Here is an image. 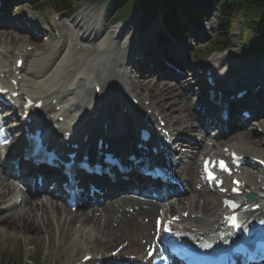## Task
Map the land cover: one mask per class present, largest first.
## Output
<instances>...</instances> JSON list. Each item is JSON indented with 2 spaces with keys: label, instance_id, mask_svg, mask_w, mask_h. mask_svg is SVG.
Listing matches in <instances>:
<instances>
[{
  "label": "bare ground",
  "instance_id": "6f19581e",
  "mask_svg": "<svg viewBox=\"0 0 264 264\" xmlns=\"http://www.w3.org/2000/svg\"><path fill=\"white\" fill-rule=\"evenodd\" d=\"M101 18V12L94 13V9H80L75 17L63 25L64 30L61 34L64 38L63 41L58 40L56 43L49 41L45 51L27 50V42L15 44L19 38L18 35L13 34L10 30H0V71L5 75L0 79V82L9 87L8 79H15L20 75L21 78L17 83L19 97L25 96L40 100L43 109L38 116L45 124H52L59 115L64 117V121L59 123L60 130L49 132L48 140L51 141L52 147L56 145V140L59 138H62V141L58 145L64 147L66 142L79 141L82 133L86 130H91V133L94 134L97 128L103 125L104 119L110 122L112 131H119L118 134L125 135L123 132H127L128 129L132 134L134 131L137 133L139 128L144 126V115L149 113L148 121L153 126L151 142L155 145L163 143L166 145L164 155L170 158L169 168L175 167L172 173L177 177L178 182L184 185L183 191L180 192L178 185L174 187L170 183H162L167 189V196L152 199L150 198L151 189L158 188L157 195H159L162 187L157 179H149L136 171H130L126 180L111 181L106 175H103L102 178L94 181V184L103 191L102 197L98 194H94V196L88 194L79 198V203H81L79 207L83 212L78 219L80 226L78 225L76 239L71 244V254L74 257L79 256V252L84 248L89 237L96 235L107 245L114 243L115 249L107 258L109 260L117 258L129 247L128 245H119L123 241L120 242L118 235L128 233L131 238H129L128 244L137 243L138 237L136 236L142 231L148 232L149 230V233H152L150 231H153L151 227L154 216L161 218V224L175 217L171 226L197 241L219 238V232L223 226L220 219L222 213H225V209L221 208L222 203L220 202L216 208V201L206 197L207 193L198 196V198L194 195H183L182 197L178 195L188 191L190 181L187 175L191 164L197 165L199 161L201 163L205 156L221 154L224 147L238 149L239 153L247 156L249 160L251 158L264 160V146L256 144V141L250 142L244 139L245 132H250L251 129H262L264 134V125L256 124L259 120L256 114L255 122H249V119H240L246 125L253 124L251 128L247 127L248 130L245 132H236L235 127L228 122L229 133H231L229 137L232 138L233 134L236 135V138L228 137L230 140H227V133L224 132V127L227 124L216 115L215 109L212 110L210 104L192 107L188 103L191 87L187 83L182 90H179L176 83L157 79L156 83H159L163 88L156 94L160 96L145 104L149 97L141 92L145 88L147 89L142 82L144 79L139 78L143 80L137 83L139 81L134 80L137 75L131 74V68L125 62L134 54H139L143 58L145 54V52L143 53L145 46L139 44L136 41L135 32L129 30L133 20L128 23L112 25L110 37L108 34L98 37L101 29L95 27V21ZM29 20L34 21V18L29 17ZM156 26L157 21L153 23L151 29H155ZM115 34L118 37L113 40ZM77 46H80L78 51L76 50ZM237 55V50L231 48L210 57L208 70L215 78V87L224 90L233 83L243 87L246 82H248L247 84L258 82L260 88H264V60L260 59L255 68L253 66L244 68V60ZM19 56H22L23 64L19 73H16L14 64ZM163 65L161 63L159 67ZM159 67H157L158 70ZM74 71L75 73L72 75ZM161 72L170 74L173 78L179 76L166 66ZM143 76L144 73L141 77ZM95 86L100 87L97 94ZM132 99H138L135 109L131 107ZM53 100H56L55 104L52 103ZM119 100H123L122 103ZM75 102L77 104L71 107ZM16 103L19 104L18 99L13 101V105ZM56 106L60 108L56 110ZM123 107L128 109L127 113H123ZM16 108V111L20 112L21 119L24 111L20 105ZM166 110L170 111L168 114L176 113V117L170 119ZM28 111L30 112V110ZM95 112L98 113V116L93 120L92 115ZM51 115H54V118L50 119ZM4 117L1 116L0 119L8 122V119ZM172 123L176 124L173 129L170 127ZM66 132H69V135ZM18 142L20 143V141ZM21 146L22 144L12 147L8 157H0V198L3 199L2 204L11 209L12 213H18L20 217L25 216L26 219L29 216L33 218L36 211L37 216L34 218L49 216L56 220L60 217L63 222L71 223L72 218L76 219V215L74 216V213L67 210L68 207L59 194L51 195L47 189L45 195L40 196L42 189L38 185L35 186L34 191L32 190L28 182L31 173L27 174V170H23V168H27L21 159L17 161L19 176L12 173L11 160L17 156L22 158V153L16 151L17 148L20 151ZM143 146L146 148V145ZM13 151L15 152L13 153ZM41 173L47 181L46 172ZM8 174L12 177L15 176L19 182L14 183L15 179H9ZM242 175L245 183L244 188H250L255 193L259 192L264 196V190H261L264 183L256 182V176L252 177V168ZM171 188H176V194L172 195ZM206 189V191L209 190L208 187ZM6 193H9V196ZM37 195L39 197H36ZM18 196H21V199L19 203H16ZM102 199H106L103 204L100 207L95 206ZM85 201L92 202V204L84 211L82 206L86 203ZM247 211L245 210L244 213ZM185 212H187L186 215ZM193 213H197V217H192ZM250 214L247 215V218L250 216L262 218L264 217V208L260 207ZM85 226H87L86 231H84ZM161 234L162 230L159 231L158 239L155 240L156 244L152 245L156 251L161 250L158 246ZM145 238L149 239L150 236H145Z\"/></svg>",
  "mask_w": 264,
  "mask_h": 264
},
{
  "label": "rangeland",
  "instance_id": "374dc122",
  "mask_svg": "<svg viewBox=\"0 0 264 264\" xmlns=\"http://www.w3.org/2000/svg\"><path fill=\"white\" fill-rule=\"evenodd\" d=\"M43 1L44 0H20L21 2L20 10L13 11L12 19H11V16H8L7 20L5 21L6 26L0 27V30H6V31L10 30L11 32H13V34L18 35L19 38L18 40H16L15 44L27 42L29 45H32V46L34 45L35 49H39L40 51H45L47 49V45L49 44L48 43L49 41L53 43H55L56 41L54 39L55 37L53 36L52 30H51L53 26L51 27V25L54 22H56L57 25L59 26L58 31L61 32L62 26L65 23L67 24L68 21L77 14L78 10L82 8H86L90 10L94 9V13L96 12L102 13V18L95 21V27H98L99 29H101L99 32L100 35L98 37H101L104 34H108V36L110 37L112 33L110 32V28L112 26L111 20L113 18V7H114L116 0H99L98 2H95V3H92L87 0H82L79 2V6L74 12L70 14H61L60 19L58 21H56L53 18L54 13L51 10H49L45 6H40V3ZM223 1L224 0H220L218 2V0H215L214 3L216 4V3L223 2ZM225 1H228V0H225ZM217 11H218V8L212 11L210 8L204 7V10L202 11V14H203L202 21H200L198 25L195 23L189 22L190 39L188 41H185L182 50L179 49L178 51L184 57L180 59V61H176V59L173 57L171 58L173 63H176L182 69V72H183L182 76L177 77L176 80H170L169 78L164 79V77H161V76L158 77V80L163 79L164 81H169V82L171 81L170 83H173V84L176 83L177 86L179 87V90H182L185 83H187V85L191 87V91H190L191 93L188 96V103L192 107H194L195 105L199 103L198 101L199 99L200 101L202 100L204 93H201L202 83L198 81L199 77L196 76L194 78L192 75H190V74H195V72L192 71L190 68V63L192 61V57L195 54V52L201 49L202 47L206 46L210 38L214 36L216 24H217ZM137 14H138V11L136 10L131 14L128 22L133 20V24L129 27V30H132V32H135L136 39H137L136 41L138 43L146 45L150 43L149 39L152 38V34L154 31V29H151V26H153V23H155L157 19L154 22L150 23L145 28H141L140 32H137L136 31V21L134 20L136 19ZM29 15H32L35 19V23H34L35 30H37L36 28H38L39 33L45 32V35L43 37H39V38H35L33 36L30 37V31L28 29L29 28L28 25H26V27L22 26V29L21 27H16V25H14L15 19H17L19 23H21L22 22L21 17H23L24 20H26V18ZM49 23H50V26L48 25ZM158 24L159 26L157 28L160 27V22H158ZM236 29L238 30V23L236 24ZM24 31H27V32L24 33ZM40 40L42 43L40 42ZM249 40L250 39L244 40L246 42L243 44L240 42V37L236 34L233 38V41L230 47L224 51H227L231 48H235L238 54L237 57L242 58L244 60L243 67L246 68L247 66H253L255 68L257 64H259V60L264 59V54L263 53L254 54L252 52V47L247 46V42H249ZM155 44L156 43H154V45ZM30 47L31 46H29L28 48ZM245 48H246V52H244ZM214 54L215 53H212L210 56ZM129 60H130V64L128 65V67L131 68L130 69L131 74L137 75V77H135L134 80H137L139 81L137 83H140L144 79V81L142 82H144L145 87H147V89L145 88V90L141 92L147 94L150 101H153L154 98L157 96H158L157 98H159L160 95L159 94L156 95V94L159 93L163 88L162 86L159 85V83L158 84L156 83L157 79H155L156 77L155 73L151 74L150 72H153V71H148L147 69L148 64L131 61L133 60V58H130ZM142 73H144L143 77H141ZM139 78H143V79H139ZM258 103L261 104L260 108L264 107V100L260 99L258 100ZM169 112H170L169 110H166L167 114ZM174 116L176 117V113L168 114V117L170 119H174L175 118ZM261 118L262 120L259 119L256 122L257 125L258 124L262 125V122L264 124V115ZM175 126L176 124L174 123L170 125L172 129ZM246 130L248 129H241L240 127L236 128V132H241V131L245 132ZM228 137L229 135H227V138H226L227 140H230L232 138L235 139L236 135L232 134V138L229 137L230 139H228ZM244 139H247L250 142L256 141L255 142L256 144L264 145V136L261 135V133H258V131L255 129H251V131L247 133L245 132ZM187 176L190 181L189 182L190 186L188 188V191L178 196L182 197L183 195L184 196L194 195V196H197L198 198V196H203L204 193H207L206 197L212 198L214 201H216L215 207L217 208L220 204V197L206 191L207 189H206L205 183L202 181L201 174H200V163L199 162L197 163V165L191 164V169L189 170ZM200 192L202 193L200 194ZM6 195L9 196V193H6ZM104 200L106 199H102L101 202H99L95 206L100 207L103 204ZM2 203H3V199L0 198V206H3ZM160 204L162 205V202H160ZM20 205H22V203H20ZM89 206L90 205L83 207L84 211L86 210V207H89ZM78 210L72 212V214L74 213L73 214L74 216L76 215V219L74 220L72 218V220L70 221L71 223L63 222L62 218L60 217H58L56 220L53 218H50L49 216L46 218L45 217L34 218L37 216L36 211H35V216L33 218L32 216H29V218L26 219L25 216L20 217L18 213H15V212L12 213V211L9 209L1 210L0 211V244L8 243L11 246L19 245L20 248L24 252L23 258L25 260H28L29 258L30 263H32V261L34 260L36 264H71L73 261H76V260L78 261L82 253L86 251L88 253L90 252V254L92 255V260H90L88 264H97V263L98 264H114L112 263L111 260H107L108 255L111 254V252L115 249L114 243L107 245L104 241L98 239L96 235L89 237L88 241L86 242V245L82 249L83 251L81 250V252H79L80 253L79 256L74 257V255L71 254L72 253L71 244L76 239V230L80 226V222L78 221V219L80 217V214H82L83 212V210L81 211V209H78ZM90 218H92V216H90ZM154 218L157 219L158 216H154ZM154 218L152 220V227H151L153 231H150L152 233H149V230L148 232L142 231L141 234H138L136 236L138 237V240H137V243L133 245L128 244L129 243L128 240L131 239L128 233H124L125 235H121V234L118 235V238H120V242L123 241L122 244H119V245L129 246L124 251V253L120 256V258L122 257L126 258L128 256L127 258L132 260V258H142L147 255V251L150 249V245L156 244L155 242L157 238L156 235H158V233H156V230H155L156 227L154 226V224L156 223V220ZM89 223H91V221H89ZM89 223H86V225H89ZM86 227L87 226H85L84 231L87 230ZM145 236H150V238L147 239L145 238ZM116 241H119V239H116ZM105 253L106 255H104Z\"/></svg>",
  "mask_w": 264,
  "mask_h": 264
},
{
  "label": "trees",
  "instance_id": "16d2710c",
  "mask_svg": "<svg viewBox=\"0 0 264 264\" xmlns=\"http://www.w3.org/2000/svg\"><path fill=\"white\" fill-rule=\"evenodd\" d=\"M80 0H46L44 5L53 11H69L77 6ZM123 1H128L123 4ZM138 0H120L115 4L116 16L115 21L123 20L134 8ZM142 16L140 23L152 20L159 11L162 10L163 24L175 35L181 38L188 37L185 25L181 24L180 16L176 14L178 8L191 21L201 19L197 6L205 7L211 0H140ZM242 19L240 20V18ZM240 22L241 36L250 33L253 44L257 48L264 50V0H230L219 5L218 24L216 35L212 38L205 51L199 50L195 59L203 60L205 56L214 51H221L230 44L231 35L234 32V23ZM1 264H36L22 261L21 256L9 254L0 250Z\"/></svg>",
  "mask_w": 264,
  "mask_h": 264
},
{
  "label": "snow or ice",
  "instance_id": "6c2138e0",
  "mask_svg": "<svg viewBox=\"0 0 264 264\" xmlns=\"http://www.w3.org/2000/svg\"><path fill=\"white\" fill-rule=\"evenodd\" d=\"M229 207L235 208L236 205L234 203L229 202ZM230 221L232 223V226L235 227L236 226V217L235 216L230 217Z\"/></svg>",
  "mask_w": 264,
  "mask_h": 264
}]
</instances>
